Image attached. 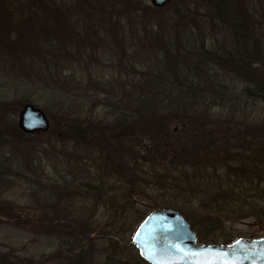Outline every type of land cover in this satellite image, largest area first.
Wrapping results in <instances>:
<instances>
[{
  "label": "rangeland",
  "instance_id": "obj_1",
  "mask_svg": "<svg viewBox=\"0 0 264 264\" xmlns=\"http://www.w3.org/2000/svg\"><path fill=\"white\" fill-rule=\"evenodd\" d=\"M18 1L0 0V19L10 18L8 24L25 33L16 44L23 49L15 52V35L0 31V264H146L131 239L141 218L163 207L183 215L201 244L264 238L263 216L212 220L207 207L192 198L194 191L210 197L228 170L213 172L207 184L196 181L200 187L195 189L198 174L185 167L179 194L160 189L147 176L150 169L143 160L138 173L130 171L131 152L150 144L146 129L154 135L160 121L163 139L154 137L155 146L181 144L185 132L170 121L181 115L177 102L164 108L173 111L162 113V120L145 123L147 112H157L146 106L145 82L151 77L164 84L159 94L165 100L180 92L190 101L186 111L207 122L212 135L198 146L213 151L210 145H220L230 164L241 159L236 173L252 171L251 161L242 162L264 146V100L258 98L264 90V0H223L217 13L209 0H175L163 10L136 0L144 11L132 15L123 0H95L108 5V12L113 7L112 19L84 31L76 18L78 0H43L44 9L55 10L50 15L38 0H30V9L17 6ZM234 18L239 21L232 25ZM244 19L254 27L245 29ZM46 23V31L28 33L32 25L41 29ZM177 40L180 52L174 48ZM234 42L246 43L250 57L243 66L234 62L239 70L219 61L221 55L230 57L226 51ZM142 98L145 106L131 105ZM25 104L45 112L50 121L46 134L18 130L17 115ZM133 112L139 113L135 127ZM76 121V133L61 129ZM101 124L119 128L127 142L106 140L97 154L100 144L92 143H98ZM173 149L174 156L185 152L182 146ZM169 200L179 206H168ZM243 207L257 213L263 208L264 215L259 201L249 199Z\"/></svg>",
  "mask_w": 264,
  "mask_h": 264
},
{
  "label": "trees",
  "instance_id": "obj_2",
  "mask_svg": "<svg viewBox=\"0 0 264 264\" xmlns=\"http://www.w3.org/2000/svg\"><path fill=\"white\" fill-rule=\"evenodd\" d=\"M16 0H14L15 2ZM39 3L42 5L41 7L44 9L43 6V0H38ZM81 0H78L76 2H78V10L79 13L76 15V18H78V23H80L78 26L81 27V31H84V29H89V28H96L99 23H103V20H107L109 18L112 19V12H113V7H111V11L109 10L108 12V5L107 6H100L98 5V2L93 0V1H86V0H82L81 3H79ZM125 3H123L122 7H124L128 13L132 14H138V13H143V9L140 10L139 6L137 5L139 4V2H137L136 0H123ZM18 5L17 6H22L26 9H30L31 7V1L30 0H19L18 1ZM222 3L223 0H209V6L210 8L213 10L214 13H217V11H221L222 8ZM92 4H94L92 6ZM94 8L91 9L90 8ZM94 11V13H91L90 11ZM225 10V9H224ZM44 11H46L47 13H53L55 14V10H52L50 8L48 9H44ZM61 11V10H60ZM63 13L65 11H62ZM70 13V12H69ZM69 13H65V16L70 17ZM15 14V13H14ZM8 19L10 18H1L0 19V31H12V34L15 35V52L18 49H23L21 48V46L16 47V44H20L23 39H25V33H24V29L21 31L19 28H15L13 27V25L11 23L8 24ZM29 19H35V17H30ZM49 19V18H47ZM212 20H215V17L212 18ZM237 20V21H236ZM239 20L238 19H232L231 20V24L234 25L235 23H237ZM240 22L245 25L247 28L245 29H251L254 26L253 25H247L246 20H240ZM55 24V23H54ZM46 24H43L41 26V29H35L33 27V25L29 28L28 33H31V35H35L37 34L39 31L42 33L44 31H46L45 27ZM61 25H63L62 23V19H61ZM60 25V26H61ZM27 27L24 26V28ZM33 28V29H32ZM232 28V27H231ZM234 28V27H233ZM232 28V31H233ZM44 30V31H42ZM59 30H62V27H59ZM245 32H249L250 31H245ZM51 33V32H50ZM247 33H243V31H239L238 35L241 36H245ZM253 31H252V37H253ZM55 41H57V39H55ZM245 41V39H244ZM60 42V41H59ZM254 42L253 41V46H254ZM180 43L179 40H177L174 48L177 47V45ZM52 44V43H51ZM61 44V43H59ZM5 46V45H4ZM57 46V45H56ZM246 43H233V48L229 49L226 52H232L229 56L227 57L225 55H221L222 57H220L219 61H226V63H230L232 64V68L239 70V65L241 64L244 59L245 62L250 59V57H248V54L246 52ZM3 47V46H1ZM178 49V50H177ZM177 49L175 50L176 52H180V48L177 47ZM62 51V49H60ZM182 53V52H181ZM180 53V54H181ZM223 53V52H222ZM187 54V52H186ZM179 55V54H178ZM214 56V55H213ZM200 59H195V62L198 61ZM193 62V63H195ZM234 62L236 64H234ZM191 63V64H193ZM242 65V64H241ZM243 66V65H242ZM188 69V68H186ZM207 76V75H206ZM173 77V79H176V75L175 76H171ZM156 77H151L148 79V81H146L145 83L147 84V88H148V96L146 97V101H148V103L146 104L147 108H157V112H153L150 114V112H147V119L145 120V123L147 124H152L154 121H156L157 119H161L162 117V113L164 112H170L173 110H164V108H167L169 106H171L172 104H175V102H177V111L181 110L182 112L181 115H179V113L174 114V116H171L172 118L170 119L171 122H178L182 125V127L185 129V132L183 133V136L181 138H179L180 140H182L181 144H174V145H166V144H162L159 146H155L153 144V140L154 137L157 138L158 140H162V132H164L163 127H161L160 121H158V126H155L157 129L156 133L154 135H152L150 133V131L148 129H146L145 131V135L147 136V140L150 141L149 145H146V150L144 148L141 147H137L136 152L132 151L131 155H132V167L130 169L131 172H133V175L138 173V168H137V163L140 162L141 160H143V163L146 164L147 166H149V171L147 173V176H149V178L158 186H160V189H165L167 190L169 193L171 194H179L178 190L182 187L181 184V180H183V178L180 175L184 174V169L185 167H187L188 169L192 170V172H196V174H198V176H194V182L193 185H195V189L196 186L200 187V184H197L196 181L201 180L202 182L206 183V181H212V178H210L209 176L212 175L213 172H217L218 170H228L229 174L225 177V181L222 183L221 180L219 181L218 186H213L214 188H216V191L211 192L213 193L210 197H206L204 199V196H202V194H199L196 191L193 192L192 194V198L195 199V201H197V204L199 207H207L206 211L207 215L212 219V220H218L219 216H229L230 219L232 220H243L246 219L248 217H252V216H259L261 217L264 215H262V209L258 210V213L256 210H247L246 207H243L244 204H246V202L250 199L251 201H259L260 203H262L263 207H264V173L260 172V169L262 167V169L264 170V146H259L258 148L260 149L259 154H255V156L253 157H247L244 158L242 155H240L242 158H244L245 160L242 162V165L244 164L245 161L249 160L251 161V168L252 171H245V172H240V173H236L237 171H240L241 168V159L237 160V161H233V164H230L232 161L228 160V156L225 154V152L223 151L222 147H220V145L216 144H212L210 145V147L213 148L208 150L205 148L204 146H198L199 143L202 142V140H210V135H212V131L209 132L207 130L208 128V124L205 120H202L198 117V115H196L195 111L191 112V111H186V107H189L188 104L190 103V101L186 98L183 97L184 95H182L180 92H177V94L175 93V97L173 99L169 98L166 99L162 96V94L160 95L159 92L161 91V88L163 87L164 84H162L161 82L156 80ZM165 82V81H164ZM173 82V81H171ZM176 83V81H175ZM139 86L142 84L140 82L137 83ZM45 85H43L44 87ZM45 88V87H44ZM168 90L171 91V86L168 87ZM261 93L259 94V99H263L264 100V90L260 91ZM182 100H179V99ZM163 102V103H162ZM138 103V104H137ZM163 108L161 107L162 105ZM131 105H135L137 107V110L139 109V105H144L145 106V100L142 98L141 101H136V103L134 104V101L131 102ZM163 110V111H161ZM137 112V111H136ZM132 113L130 114L131 116V124L133 125L132 127L137 126V124L139 123L138 117H139V113ZM69 123L72 122H68V123H64L61 127V129L65 130V131H70V132H75L76 133V129L77 128H72L78 125L77 121L75 122L74 125H68ZM79 126V125H78ZM189 127V128H188ZM240 127V126H239ZM56 128V127H55ZM99 136L96 135L95 139L98 143L93 142L92 144H100L97 145V154H99V148L102 147L103 148V144H106V140H107V144H109L111 141L112 144L115 143V145H117L120 140H122V142H127L124 135H120V129L116 128V127H111L110 125H105V124H101L99 127ZM119 129V130H118ZM160 129V130H159ZM241 130L238 129V132ZM80 131V129L78 130ZM112 132V133H110ZM237 132V133H238ZM110 135L106 138V134ZM77 136V134H76ZM18 138V137H16ZM123 138V139H121ZM153 138V139H152ZM78 140V136L77 139ZM94 140V138H93ZM158 143H160L158 141ZM178 143V142H176ZM209 143H211V141H209ZM179 146L184 147L185 152L184 153H180L177 152V154H175L174 156V149L173 147L177 148ZM93 150H94V145H92ZM261 147H263V149H261ZM125 149V147H123ZM101 149V148H100ZM187 154H186V150ZM126 150V149H125ZM219 150L221 152H223L224 154H221L219 152ZM173 151V152H172ZM221 154V156H220ZM171 156V157H169ZM181 156V158H180ZM182 156H185L186 159H182ZM175 157L177 158V160H175ZM171 159H172V164L171 163ZM244 168V166H242ZM160 168V173L158 172ZM178 171V172H177ZM167 172L171 173L170 177H167ZM174 172V173H173ZM260 172V173H259ZM240 174H242V177H240ZM133 175L131 173V178L133 181ZM176 175V176H175ZM179 176L180 179H177L176 177ZM243 177H245L244 179H242ZM200 181V182H201ZM208 183V182H207ZM206 183V184H207ZM214 185V184H211ZM129 187H132V183L129 184ZM202 197V198H201ZM199 198V200H197ZM170 202H172L171 204H169L168 206L171 207H178L179 203L178 201H172L169 200ZM234 206H238L234 207ZM228 207V208H227ZM210 208V209H209ZM246 208V209H245ZM262 213V214H261ZM219 215V216H218ZM142 219V218H141ZM187 221V220H186ZM188 222V221H187ZM189 223V222H188ZM191 227V226H190ZM208 244H215V243H208ZM226 245V244H224Z\"/></svg>",
  "mask_w": 264,
  "mask_h": 264
},
{
  "label": "water",
  "instance_id": "obj_3",
  "mask_svg": "<svg viewBox=\"0 0 264 264\" xmlns=\"http://www.w3.org/2000/svg\"><path fill=\"white\" fill-rule=\"evenodd\" d=\"M171 1L150 0V4L159 9ZM17 128L26 135L44 134L49 121L42 110L27 104L17 115ZM131 243L148 264H202L220 257L229 264H264V238L238 239L227 246H200L181 214L172 208L151 212L137 228Z\"/></svg>",
  "mask_w": 264,
  "mask_h": 264
},
{
  "label": "snow or ice",
  "instance_id": "obj_4",
  "mask_svg": "<svg viewBox=\"0 0 264 264\" xmlns=\"http://www.w3.org/2000/svg\"><path fill=\"white\" fill-rule=\"evenodd\" d=\"M139 235V234H137ZM239 243V242H237ZM150 251V254H151V250ZM202 264H229V262L223 258V257H220L219 259L215 260V261H208V260H204L202 261Z\"/></svg>",
  "mask_w": 264,
  "mask_h": 264
},
{
  "label": "flooded vegetation",
  "instance_id": "obj_5",
  "mask_svg": "<svg viewBox=\"0 0 264 264\" xmlns=\"http://www.w3.org/2000/svg\"><path fill=\"white\" fill-rule=\"evenodd\" d=\"M174 2H175V0H172V1L169 3V5H168L167 7H169L170 5H172ZM93 5H94V4H92V6H93ZM92 6H91L90 10H91V9H94V8H92ZM167 7H166V8H167ZM166 8H165V9H166ZM90 12H91V13H94L93 10L90 11Z\"/></svg>",
  "mask_w": 264,
  "mask_h": 264
}]
</instances>
